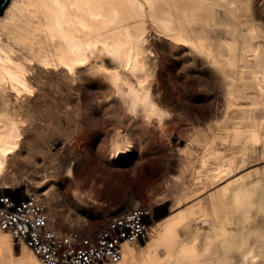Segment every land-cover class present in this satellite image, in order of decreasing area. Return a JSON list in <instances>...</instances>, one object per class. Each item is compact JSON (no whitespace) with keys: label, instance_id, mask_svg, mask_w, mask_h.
<instances>
[{"label":"bare ground","instance_id":"1","mask_svg":"<svg viewBox=\"0 0 264 264\" xmlns=\"http://www.w3.org/2000/svg\"><path fill=\"white\" fill-rule=\"evenodd\" d=\"M258 1L261 8L254 0H8L0 12V189L19 187L8 163L37 130L35 101L48 90L74 100L90 87L100 95L92 146L111 138L107 168L94 169L105 184L114 177L109 162L128 166L139 156L134 138L192 124L172 182L175 205L186 206L150 223L147 239L124 241L121 258L106 264H264V170L237 174L256 147L264 150ZM253 89L257 99L242 98ZM212 90L213 103L206 97ZM242 100L251 111H239ZM213 111V127L198 128ZM50 191L42 194L52 221ZM0 264L45 263L0 229Z\"/></svg>","mask_w":264,"mask_h":264},{"label":"rangeland","instance_id":"2","mask_svg":"<svg viewBox=\"0 0 264 264\" xmlns=\"http://www.w3.org/2000/svg\"><path fill=\"white\" fill-rule=\"evenodd\" d=\"M253 3L259 7L262 5V2L258 0H254ZM258 17L264 21V9L258 11ZM221 31L216 28V32L222 35ZM160 50L168 54L171 51L167 47H160ZM184 77L185 75H181L180 79ZM81 90L79 95H75L74 100L64 101L62 94L48 90L50 93L48 97H40L35 101L37 104L35 103L34 106V120L37 130L29 132L30 134L22 143L24 147L18 151L19 157L8 163V170L15 173L17 184H19V187L13 188L35 194L45 205L48 215L47 199L42 193L51 190L52 200L49 202L55 208L52 222L56 227L64 230H83L85 227L88 230L96 229L103 226L111 216L125 212L134 206L149 210L151 223L161 221L182 210L186 205H175L173 200L175 189L172 182L185 161L182 151L187 144V136L192 124L179 125L173 122L172 129L170 128L167 132L156 131L150 134L151 136L147 135L139 140L133 137L139 149L137 150L139 156L133 164L128 166L124 164V161L113 166L109 162L112 168L107 172L114 177L109 184L106 183L108 186L104 190L106 184L95 180L97 173L94 169L98 167L99 174L103 172L105 166L107 168V165H104L106 164L104 156L106 149L110 146L108 144L111 138L110 136L103 138L98 144L99 148L98 146L93 148L91 127L95 123L93 117L97 113V97L100 95L90 87H84ZM256 90L253 89L248 94H244L242 98L257 99L259 93ZM215 93L212 90L206 96L212 103ZM63 94L67 95L66 89ZM193 102L197 107L198 100ZM252 108L249 101L242 100L239 111L249 112ZM215 112H208L209 116L207 115L205 122L200 123V126L195 125L198 128L210 125L212 128ZM112 119L114 117L105 118L106 127L114 124ZM140 125L138 121L136 127ZM121 129L126 133L124 128ZM161 147L170 150H161ZM129 153L131 151L125 155L124 160L128 159ZM69 168L71 173L67 172ZM255 170H264V150L260 146L255 148L247 164L237 174ZM184 175V183L190 185V174L184 173ZM228 180L230 179L204 189L200 195L201 199L204 197L206 199L210 191L215 192ZM15 246L18 247V243Z\"/></svg>","mask_w":264,"mask_h":264},{"label":"built area","instance_id":"3","mask_svg":"<svg viewBox=\"0 0 264 264\" xmlns=\"http://www.w3.org/2000/svg\"><path fill=\"white\" fill-rule=\"evenodd\" d=\"M149 219V210L134 206L96 229L64 230L48 218L35 194L13 187L0 189V229L23 242L45 264L116 262L124 241H143L148 236Z\"/></svg>","mask_w":264,"mask_h":264},{"label":"water","instance_id":"4","mask_svg":"<svg viewBox=\"0 0 264 264\" xmlns=\"http://www.w3.org/2000/svg\"><path fill=\"white\" fill-rule=\"evenodd\" d=\"M7 2H8V0H0V12L5 7V5L7 4Z\"/></svg>","mask_w":264,"mask_h":264}]
</instances>
